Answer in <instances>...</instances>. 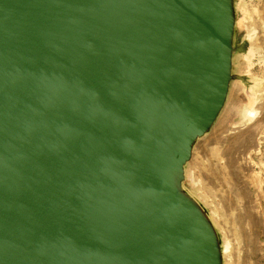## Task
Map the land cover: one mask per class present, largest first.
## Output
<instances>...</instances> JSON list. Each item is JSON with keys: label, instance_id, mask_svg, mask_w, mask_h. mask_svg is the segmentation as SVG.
Here are the masks:
<instances>
[{"label": "water", "instance_id": "95a60500", "mask_svg": "<svg viewBox=\"0 0 264 264\" xmlns=\"http://www.w3.org/2000/svg\"><path fill=\"white\" fill-rule=\"evenodd\" d=\"M235 29L234 0H0V264H223L183 184Z\"/></svg>", "mask_w": 264, "mask_h": 264}, {"label": "rangeland", "instance_id": "374dc122", "mask_svg": "<svg viewBox=\"0 0 264 264\" xmlns=\"http://www.w3.org/2000/svg\"><path fill=\"white\" fill-rule=\"evenodd\" d=\"M234 7L236 45L250 50L236 51L232 68L246 83L231 82L218 119L194 145L183 186L208 212L223 264H264V0Z\"/></svg>", "mask_w": 264, "mask_h": 264}, {"label": "bare ground", "instance_id": "6f19581e", "mask_svg": "<svg viewBox=\"0 0 264 264\" xmlns=\"http://www.w3.org/2000/svg\"><path fill=\"white\" fill-rule=\"evenodd\" d=\"M248 46H249V45L246 46V50H245V51H247V52L250 50ZM246 93H247V92H246ZM251 95H252V94H251ZM253 97H254V95H253ZM250 98H251V97H250ZM249 100H250V99H249ZM251 101H252V100H251ZM252 105H253V104H252Z\"/></svg>", "mask_w": 264, "mask_h": 264}]
</instances>
